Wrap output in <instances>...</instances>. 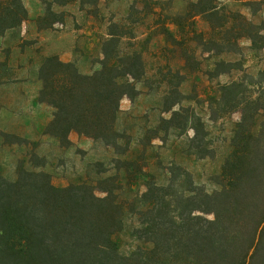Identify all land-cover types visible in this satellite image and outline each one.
<instances>
[{
	"label": "trees",
	"instance_id": "16d2710c",
	"mask_svg": "<svg viewBox=\"0 0 264 264\" xmlns=\"http://www.w3.org/2000/svg\"><path fill=\"white\" fill-rule=\"evenodd\" d=\"M40 1L47 6L45 18H49L55 17V6L78 2L98 8L101 0ZM200 2L199 15L218 14L219 0ZM27 17L23 0H0V36L12 31L21 37L19 29ZM64 22V18L54 20L46 29ZM109 36L101 69L90 75L57 55L43 56L38 103L54 109L45 135L70 147L69 136L76 132L104 146L112 154L109 166L114 173L100 160V168L88 171L85 179L56 187L35 151L39 142L14 137L12 146H29L31 152L28 159L18 161L12 180L0 170V264H264V105L260 99H240L237 83L220 90L219 100L242 117L236 124L235 150L225 159L221 173L210 177L215 181L213 190L199 185L180 166L170 167L167 185L149 180L136 209L144 215L134 233L139 246L129 255L119 251L113 236L126 226L128 211L120 200L125 195L123 183L130 187L148 166L144 150L132 152L135 136L139 145L146 140L143 147H148L161 139V132L191 129L193 155L206 159L211 154L200 118L187 116L183 126L179 124L187 111L181 106L187 98L178 89L165 95L164 112L172 117L162 119L163 128L135 131L134 125L122 121V100L134 101L141 95L137 84L147 73L142 54L120 49L124 35L110 32ZM250 38L256 44L257 39ZM258 118L262 121L255 133ZM186 183L189 187H184Z\"/></svg>",
	"mask_w": 264,
	"mask_h": 264
},
{
	"label": "rangeland",
	"instance_id": "374dc122",
	"mask_svg": "<svg viewBox=\"0 0 264 264\" xmlns=\"http://www.w3.org/2000/svg\"><path fill=\"white\" fill-rule=\"evenodd\" d=\"M23 3L28 17L19 31L25 35L16 37L11 31L0 36V81L5 83L0 85V170L6 178L15 177L18 161L31 152L29 146H12L16 136L39 142L35 151L45 162V170L52 175L56 187L85 179L88 171L100 168V160L110 169L109 173H114L109 166L112 154L104 146L73 132L69 136L72 146L65 147L59 139L44 134L54 109L38 103L43 87L38 76L39 63L43 56H58L59 47L53 45L49 34L36 35L34 25L53 33L79 26L78 20L84 25L92 23L97 29L96 41L78 47L73 62L84 75L101 69L106 34L124 35L120 49L142 54L147 73L146 79L137 84L141 95L134 101L125 98L121 102V119L134 125L135 131L163 128L162 119L172 117V113L164 112L165 95L170 89H178L187 98L181 105L187 111L179 124L183 126L187 116L205 123L211 154L206 159L193 155L189 146V139L194 136L191 129L161 132V139L148 147H143L146 140L139 145L135 136L132 152L144 150L148 166L146 174L130 187L126 181L123 183L125 195L120 200L128 211L126 226L113 236L119 251L129 255L139 246L134 233L144 215L136 209L149 180L167 185L170 167L180 166L199 185L213 190L215 181L211 182L210 177L221 173L225 159L235 150L236 124L242 117L240 112H230V106L219 100L221 88L237 83L235 90L240 99H260L264 105V0H219L216 15H199L200 0H101L98 8L82 7L77 2L62 8L55 6L56 15L49 18H45L47 6L40 0ZM61 18L65 19L64 27L57 24L53 31L46 29ZM258 33L262 38H258ZM250 36L257 39L256 44ZM178 109L179 106L175 110ZM256 121L255 133L262 118Z\"/></svg>",
	"mask_w": 264,
	"mask_h": 264
},
{
	"label": "crops",
	"instance_id": "0c3cea01",
	"mask_svg": "<svg viewBox=\"0 0 264 264\" xmlns=\"http://www.w3.org/2000/svg\"><path fill=\"white\" fill-rule=\"evenodd\" d=\"M80 19L82 20V15H79ZM60 24V23H57ZM54 24L52 30L56 28V25ZM65 22L60 24L62 27H64ZM77 24L79 26H74L67 32L64 31H57L55 30L53 33L44 32L46 30L37 28L36 25L32 26V29L36 35H41L42 33L49 34L50 39L52 40L53 45H55L57 48V53L60 58V60L64 63H73L76 61L77 57V48L81 45H86V42L89 43H95L96 41V33L97 29H95L92 25V23L88 25H84L79 20L77 21ZM43 31V32H42ZM25 35L23 32H21V37ZM106 37L109 39V33L106 34ZM107 39V40H108ZM89 46V45H88Z\"/></svg>",
	"mask_w": 264,
	"mask_h": 264
}]
</instances>
